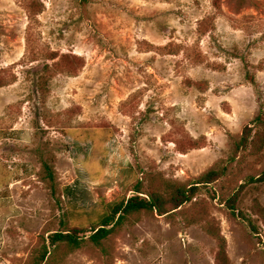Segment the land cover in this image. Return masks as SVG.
<instances>
[{
	"label": "rangeland",
	"instance_id": "rangeland-1",
	"mask_svg": "<svg viewBox=\"0 0 264 264\" xmlns=\"http://www.w3.org/2000/svg\"><path fill=\"white\" fill-rule=\"evenodd\" d=\"M39 6L35 46L82 63L44 99L22 62L27 7ZM0 70V264H32L51 233L76 226L81 246L46 264H264L252 210L264 182L249 180L264 145L236 148L245 126L249 140L264 133V0H0ZM212 166L223 174L179 208L87 240L136 187L193 184Z\"/></svg>",
	"mask_w": 264,
	"mask_h": 264
},
{
	"label": "trees",
	"instance_id": "trees-1",
	"mask_svg": "<svg viewBox=\"0 0 264 264\" xmlns=\"http://www.w3.org/2000/svg\"><path fill=\"white\" fill-rule=\"evenodd\" d=\"M86 2L87 0H79ZM29 22L26 27V54L22 62L24 64L33 63L31 66L32 82L35 85V92L45 98L47 92V83L56 74H75L82 66L80 58L73 53H60L58 50L42 49L36 47L34 41L31 40L32 24L35 22L37 14L41 11V7L36 10H30L27 7ZM27 66V65H26ZM2 70H0L1 72ZM7 81L4 77H0V87L5 85ZM251 127L245 126L239 140L236 142V148H245L247 144H252V147L258 151L264 145V133L256 136L255 139L249 140L251 135ZM180 151L185 152L186 148L181 147L176 141ZM192 144V143H191ZM201 145L193 144L190 148L199 147ZM45 178L51 183V188L54 189L53 171L49 165L43 164ZM223 171L216 169L215 166L210 167L203 172L193 184H185L177 181H163L159 185L145 191L146 196H141L139 193H144L138 186L135 189V194L125 200L109 203L104 211L98 213L95 219L93 228L87 240L95 246H102L111 234L119 228L125 221H136L139 215L145 211H156L157 214H166L172 210L179 208L186 202L192 200L200 186H206L215 182ZM250 182L263 181L264 172L258 177H250ZM237 195L231 197L228 201L231 209L234 208V203ZM254 214L259 216L264 225V208L254 202L252 205ZM83 231L82 227H68L61 231H56L48 236V245L45 242L36 250L33 256L32 264H46L52 259V255L57 248L64 246L68 250H73L81 246L83 239L78 236ZM52 247V250L49 249Z\"/></svg>",
	"mask_w": 264,
	"mask_h": 264
}]
</instances>
